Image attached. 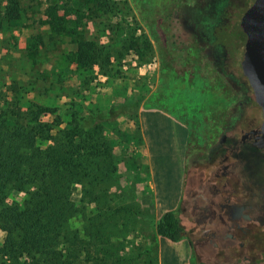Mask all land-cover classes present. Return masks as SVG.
<instances>
[{
  "label": "rangeland",
  "instance_id": "obj_1",
  "mask_svg": "<svg viewBox=\"0 0 264 264\" xmlns=\"http://www.w3.org/2000/svg\"><path fill=\"white\" fill-rule=\"evenodd\" d=\"M14 1L19 2V18L9 22L6 7L13 3L0 0V111L14 112L17 121L34 125L31 112L55 107L39 117L54 133L69 120V108L79 116L91 110L95 119H88L89 130L100 122L110 149L108 170L96 166L90 182L72 186L78 208L72 223L82 227V208L98 204L82 202L84 191L91 189L109 207L119 208L124 218L128 210L135 213L138 232L127 235L132 246L125 249L133 258L129 264H159L156 217L144 193L148 170L136 119L140 106L162 108L187 124L185 170L192 194L200 197L202 206V191L207 199L214 197L215 209L227 221L234 202L222 206L225 197L216 194L228 143L222 144V137L245 131L243 118L259 113L241 68L250 24L244 16L254 0H104L106 5H99L100 0ZM50 12L63 18L64 32L55 30L61 19L50 23ZM226 27L232 33L227 46ZM141 34L152 44L148 62L141 55L143 48L138 54L128 48L131 39L144 46ZM76 38L101 48L100 65L85 68L77 61ZM63 77L65 81L59 79ZM233 159L231 154L226 162ZM236 166L262 173L257 166ZM188 196L185 192L178 216L192 246L190 264H264V203L259 196L247 228L222 226L220 231L234 237L218 245L210 242L209 233L220 226L191 220ZM3 238L0 230V244Z\"/></svg>",
  "mask_w": 264,
  "mask_h": 264
},
{
  "label": "trees",
  "instance_id": "obj_2",
  "mask_svg": "<svg viewBox=\"0 0 264 264\" xmlns=\"http://www.w3.org/2000/svg\"><path fill=\"white\" fill-rule=\"evenodd\" d=\"M10 2L13 6L6 7L5 14L12 22L19 18V2ZM98 3L106 5L104 0ZM49 17L51 24L56 17L61 19L55 30L65 31L61 16L50 12ZM164 30H169L167 25ZM223 33L227 46L232 33L227 27ZM140 37L144 46L131 39L128 48L137 54L143 48L141 55L148 62L152 44L144 34ZM75 42V58L80 64L85 68L100 65L104 56L101 48L84 38H76ZM65 77L59 79L65 81ZM69 109V120L54 133L39 117L54 112L55 107L40 106L31 112L34 125L17 121L14 112L0 111V230L4 233L0 264H129L133 260L125 249L132 246L127 235L138 232L134 212L128 210L130 215L124 218L119 208L109 207L93 190L86 189L82 202L98 204L89 210L82 208V227L72 223L78 213L71 198L72 186L90 182L96 166L101 171L108 170L110 149L100 122L94 124L93 132L89 130L88 119H95L91 110L79 116V112ZM98 157L104 158L94 163ZM187 186L185 170L181 202ZM12 193L22 196L14 198ZM179 206L161 214L155 224L157 235L171 241L186 236L178 216Z\"/></svg>",
  "mask_w": 264,
  "mask_h": 264
},
{
  "label": "crops",
  "instance_id": "obj_3",
  "mask_svg": "<svg viewBox=\"0 0 264 264\" xmlns=\"http://www.w3.org/2000/svg\"><path fill=\"white\" fill-rule=\"evenodd\" d=\"M136 119L148 170L144 193L149 195L157 222L164 211L178 208L181 202L188 126L159 107L140 106ZM158 238L159 264H190L192 246L186 237L178 241Z\"/></svg>",
  "mask_w": 264,
  "mask_h": 264
},
{
  "label": "flooded vegetation",
  "instance_id": "obj_4",
  "mask_svg": "<svg viewBox=\"0 0 264 264\" xmlns=\"http://www.w3.org/2000/svg\"><path fill=\"white\" fill-rule=\"evenodd\" d=\"M243 121L245 123V131L239 134L233 132L231 136L225 134L221 142L222 144L228 143L223 154L224 164L221 166L220 173L217 174L222 175V185L217 186L216 194L217 196L223 195L225 197L226 203L222 204V206H228L234 202L233 207L228 211V220L226 221L215 209L216 201L214 197L207 199V196H205L206 192L202 191L200 195L206 199L205 206H202L198 203L200 197L192 194L195 190L191 186L186 187V194L189 195L187 199L189 200L188 208L191 220L220 226L218 231L209 233V240L213 245H218V241L220 240L226 241L234 237L231 232L220 231L222 226L239 231L247 228L248 224L253 220L252 212L255 207H259V202L255 201L256 196H259L262 203H264V148H260L254 144V138L262 121L260 107L259 113L252 111L249 116L243 118ZM231 154L234 159L226 162ZM243 164H249L251 169L253 166L259 167L262 175L254 174L253 170L247 172V169H244L245 166H242L239 170H235V168H238L236 165L241 166ZM236 172L239 173L236 174ZM183 229L187 236V229L184 227Z\"/></svg>",
  "mask_w": 264,
  "mask_h": 264
},
{
  "label": "water",
  "instance_id": "obj_5",
  "mask_svg": "<svg viewBox=\"0 0 264 264\" xmlns=\"http://www.w3.org/2000/svg\"><path fill=\"white\" fill-rule=\"evenodd\" d=\"M244 18L250 24L245 29L246 41L241 68L262 114L254 144L264 148V0H254Z\"/></svg>",
  "mask_w": 264,
  "mask_h": 264
}]
</instances>
